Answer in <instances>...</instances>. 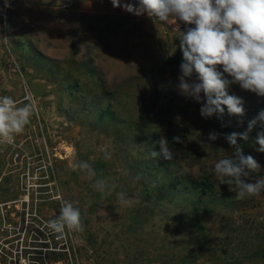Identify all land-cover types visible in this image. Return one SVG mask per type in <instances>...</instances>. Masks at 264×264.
<instances>
[{"label":"rangeland","instance_id":"rangeland-1","mask_svg":"<svg viewBox=\"0 0 264 264\" xmlns=\"http://www.w3.org/2000/svg\"><path fill=\"white\" fill-rule=\"evenodd\" d=\"M185 31L111 0L65 9L58 0H0V96L35 106L14 143L0 144V264L264 263V191L238 200L214 173L239 148L261 165L248 182L264 177L256 143L264 121L247 140L226 139L264 111V97L233 84L244 115L225 107L202 117L204 93L197 102L178 88ZM189 82H199L195 73ZM212 132L219 138L209 140ZM161 137L172 160L151 156ZM78 161L98 175L73 171ZM97 179L115 185L110 195L92 188ZM61 199L81 209L83 232L47 227Z\"/></svg>","mask_w":264,"mask_h":264},{"label":"clouds","instance_id":"clouds-1","mask_svg":"<svg viewBox=\"0 0 264 264\" xmlns=\"http://www.w3.org/2000/svg\"><path fill=\"white\" fill-rule=\"evenodd\" d=\"M111 2L114 7L120 6V0ZM123 7L136 15L146 12L163 22L178 18L187 25H195L180 32L183 61L178 88L181 94L197 102L201 100L200 93H204L206 103L200 108L202 117L223 115L225 107L230 116L244 115L243 99L230 94L233 84L264 97V0H139V7L133 4ZM218 66H222V71ZM194 73L198 83L189 82ZM18 103L10 96H0V144H13L15 135L24 131L34 114L33 104L18 107ZM258 121H264V111L248 122L244 132L227 135V141L235 145L237 136L247 140ZM219 136L220 133L212 132L209 140H216ZM179 139L174 137L176 142ZM157 143L160 151H151V156L172 160L173 151L168 146L169 142L161 137ZM256 143L259 145L257 151L264 152V131L257 133ZM104 158L110 159V154L105 152ZM71 168L84 172L90 178L98 175L97 170L86 161H78ZM259 171L261 165L258 161L251 155H244L239 148L214 165L220 184L228 185L230 191L235 189L238 200L259 196L264 191V177L255 183L248 182L250 173ZM92 188L103 198L105 194L112 193L115 185L109 186L106 180L97 179ZM116 196L122 205L128 203L124 192L116 193ZM47 227L59 235L66 231L83 232L81 209L61 199L59 215L48 221Z\"/></svg>","mask_w":264,"mask_h":264},{"label":"built area","instance_id":"built-area-1","mask_svg":"<svg viewBox=\"0 0 264 264\" xmlns=\"http://www.w3.org/2000/svg\"><path fill=\"white\" fill-rule=\"evenodd\" d=\"M58 3H59V7L60 8L65 9V8L70 7L74 3V0H58ZM125 4H133L134 6L139 7V0H120V7H121L122 11L125 14H128V15H132V16H148V14L146 12L143 13V14H140V15H136L134 13H131V12H128V11L124 10L123 5H125ZM174 19H175V22L177 24V27H179V28H183V29L187 30V28H189V27H194V25L185 24L184 22L180 21L178 18H174ZM192 264H206V263L195 262V263H192ZM262 264H264V263H262Z\"/></svg>","mask_w":264,"mask_h":264},{"label":"trees","instance_id":"trees-1","mask_svg":"<svg viewBox=\"0 0 264 264\" xmlns=\"http://www.w3.org/2000/svg\"><path fill=\"white\" fill-rule=\"evenodd\" d=\"M102 117H108V115L106 114V112L103 115H100V118L101 119H102ZM259 130H261V129H259ZM262 130L264 131V128ZM167 171H168V169H166V167H163L161 164H159V166H157V172L166 173ZM174 186L177 187V183H175ZM184 190H186V189H184Z\"/></svg>","mask_w":264,"mask_h":264}]
</instances>
